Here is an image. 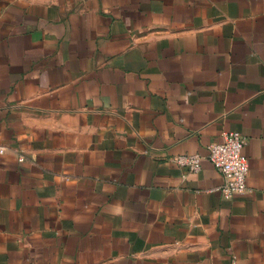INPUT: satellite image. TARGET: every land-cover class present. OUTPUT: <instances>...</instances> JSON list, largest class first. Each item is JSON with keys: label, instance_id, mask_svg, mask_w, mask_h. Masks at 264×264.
<instances>
[{"label": "crops", "instance_id": "1", "mask_svg": "<svg viewBox=\"0 0 264 264\" xmlns=\"http://www.w3.org/2000/svg\"><path fill=\"white\" fill-rule=\"evenodd\" d=\"M1 146L0 264H264V0H0Z\"/></svg>", "mask_w": 264, "mask_h": 264}, {"label": "built area", "instance_id": "2", "mask_svg": "<svg viewBox=\"0 0 264 264\" xmlns=\"http://www.w3.org/2000/svg\"><path fill=\"white\" fill-rule=\"evenodd\" d=\"M245 144L246 138L241 132L227 131L221 141H214L208 146L207 158L224 176V183L217 190L225 199H232L248 191L249 161L243 151ZM4 150L1 146L0 153ZM19 160L22 161L23 156ZM171 160L190 172H199L203 156L199 153H181Z\"/></svg>", "mask_w": 264, "mask_h": 264}]
</instances>
